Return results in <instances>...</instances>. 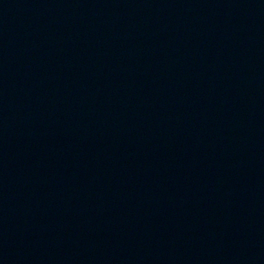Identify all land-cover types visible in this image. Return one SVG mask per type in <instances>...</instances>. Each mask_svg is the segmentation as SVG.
Segmentation results:
<instances>
[{"label": "water", "instance_id": "obj_1", "mask_svg": "<svg viewBox=\"0 0 264 264\" xmlns=\"http://www.w3.org/2000/svg\"><path fill=\"white\" fill-rule=\"evenodd\" d=\"M264 0H0V264H207Z\"/></svg>", "mask_w": 264, "mask_h": 264}]
</instances>
